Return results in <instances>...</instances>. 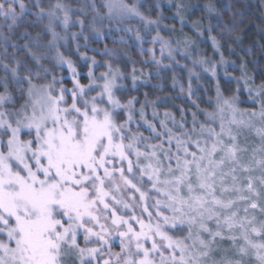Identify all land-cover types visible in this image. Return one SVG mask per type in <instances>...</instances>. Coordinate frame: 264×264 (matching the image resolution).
Instances as JSON below:
<instances>
[{
  "label": "snow or ice",
  "instance_id": "snow-or-ice-1",
  "mask_svg": "<svg viewBox=\"0 0 264 264\" xmlns=\"http://www.w3.org/2000/svg\"><path fill=\"white\" fill-rule=\"evenodd\" d=\"M77 2L0 0V28L24 27L16 39L26 40L0 31V264H264V65L237 67L215 36L218 61L194 58L188 36L173 41L175 25H161L179 21L182 34L198 8L185 0ZM118 33L135 34L158 77L177 55L191 59L184 99L195 111L177 117L159 111L175 98L132 95L150 75L135 61L126 73L127 53L90 48L128 44Z\"/></svg>",
  "mask_w": 264,
  "mask_h": 264
},
{
  "label": "trees",
  "instance_id": "trees-1",
  "mask_svg": "<svg viewBox=\"0 0 264 264\" xmlns=\"http://www.w3.org/2000/svg\"><path fill=\"white\" fill-rule=\"evenodd\" d=\"M70 1L72 7L74 8V4L78 5L77 0H68ZM25 4H30L28 0H24ZM186 3H190L193 5H197L198 8L192 9L189 11L188 22L183 26L182 34H181V25L179 21H172L165 19L161 28L163 29L164 25H168L171 27L173 24L177 30V34L175 36H171V39L175 41L176 39H183V36H188L196 43L192 46L193 57H197L198 52L206 53L208 57H213L215 60H219V55H215L212 48V42L209 39V36H215L217 41H219L221 45V51L224 54V57L229 62L235 61L237 67H239L241 61H245L248 64L249 73L257 72V68L255 67L254 62H259V64L264 65V52L261 51V46L264 45V0H185ZM214 4L215 8L219 11L220 15L216 16L215 13L209 14L203 6L205 4ZM230 6V7H229ZM34 9H32L33 11ZM19 11V9H17ZM35 11V10H34ZM165 16H171V12L165 8ZM31 18V17H29ZM193 22H199L202 27L203 35L199 36L196 31H194L191 27ZM2 23V18H0V24ZM107 25V22H105ZM209 25L212 26V32H208ZM17 30L16 36L12 39L22 45L26 42L25 39H16V37L24 31V27H20ZM33 35H35L36 31H39L38 28H29L28 29ZM166 34L170 37V34L167 30H162L161 34ZM15 35V34H14ZM118 36H121L118 35ZM239 38V39H237ZM83 43L84 41L81 40ZM107 46H115L114 42H111L110 37L105 38L102 42L96 43L91 42L90 45L96 47L100 45L99 48L103 49L104 45ZM120 47L122 53H127L126 56H123V63H119V66L126 72L130 73L132 70V63L130 61H135V68L137 74L139 75L141 72L150 75V79L147 84H142L139 89V93H132V95H139L140 99L143 100V93H149V99L154 100L156 97H168L175 98L168 105H161L159 107V111L163 112L165 108L176 112L177 117H179V113L177 108L185 107L189 112L195 111L189 104L186 103L184 97L187 95V85L188 81L185 78V92L180 91V87L177 85L175 88L173 87V77L175 76L176 80L181 82L182 80V67L174 66L168 69H161L160 76L156 75V68H148L141 63V58L139 57V53L137 50H134L136 46L130 49L129 44L124 45L122 43L117 42ZM116 44V45H117ZM198 46V47H197ZM133 51V52H132ZM9 52H12V49L9 48ZM92 51H88L87 55H89ZM146 57V56H145ZM149 57V54L147 55ZM177 59L185 60L189 62L190 60L186 58H181L177 55ZM169 61L168 59H166ZM167 62V64H169ZM165 64V63H163ZM166 65V64H165ZM200 70V69H199ZM184 72V71H183ZM229 72H232V69L229 68ZM233 75H239V72L232 73ZM259 83V80L257 81ZM130 83V81H129ZM200 85L205 87H211L212 84H206L204 81L199 82ZM223 83V80H221ZM153 85H163L162 89L152 88ZM199 86L196 80L193 81V87ZM212 93H210L211 95ZM193 99H195L193 97ZM199 103V101H198ZM175 104L176 108L173 107ZM139 107V105H137ZM201 107H206L205 104H201ZM242 107H247L246 105ZM149 117L151 109H148ZM191 117L189 116V119ZM203 119V117H201ZM147 135V133H145Z\"/></svg>",
  "mask_w": 264,
  "mask_h": 264
},
{
  "label": "rangeland",
  "instance_id": "rangeland-1",
  "mask_svg": "<svg viewBox=\"0 0 264 264\" xmlns=\"http://www.w3.org/2000/svg\"><path fill=\"white\" fill-rule=\"evenodd\" d=\"M28 2H30V4H31V2H32V0H28ZM63 2L66 4V5H68V6H70V7H72V5H71V3H70V1H68V0H63ZM54 3H56V0H44V6H45V8L47 9V7L49 6V5H51V4H54ZM78 5H76V4H74V8L75 7H77ZM73 8V7H72ZM35 11H36V9H34ZM33 10V12H35ZM147 14V13H146ZM152 17L153 18H155V12H153L152 14ZM73 19H75V17H73ZM46 22V21H45ZM128 24H129V26H131V27H134V28H142V25L141 24H139L138 23V21H136V20H132V21H129L128 22ZM0 25H3V20H2V23L0 24ZM39 29V28H38ZM78 29H76V28H73L72 29V31H77ZM0 31H3L6 35H9V36H11L12 38L14 37V36H16V33H17V30L15 29L13 32H11V33H9L8 31H7V29L6 28H0ZM15 34V35H14ZM123 35V36H125V39H128V47L130 46V49L131 48H133V46H136L135 47V49L134 50H137V52L139 53V57L141 58V61L142 60H148L149 59V57H147V55H148V53L147 52H145L144 53V55L143 56H141V54H140V51H139V46L137 45V43H136V41L134 40V33H132V34H130L131 35V37H133V38H129V35H126L125 33H118V34H116L117 36L118 35ZM152 35H155V32H153L152 33ZM162 36H164L166 39L167 38H170L169 36H167L166 34H161ZM110 40H111V42H114L113 41V39L112 38H110ZM80 43L81 44H83V42L80 40ZM115 44V46H113V45H111V46H108L109 48H114V49H116V51H117V53H122L121 52V50L123 49L122 47H120V45H118L117 44V42H114ZM117 44V45H116ZM23 45V44H22ZM124 45H127V44H124ZM100 45H97L96 47H93V46H91L90 45V48H97V47H99ZM175 46V45H174ZM101 47V46H100ZM144 47L145 48H148V47H152V45L151 44H145L144 45ZM103 48V47H102ZM156 48H157V58H159V51H158V48H159V45H156ZM132 50V49H131ZM81 51L83 52V51H85V49H81ZM133 52V51H132ZM93 55H95L96 56V58H97V60H105V59H108V57H104V56H101V55H99L98 53H94V52H91L90 54H89V56H93ZM146 56V57H145ZM73 59H77V57H73ZM167 58H165L164 59V61H163V63H165L166 65H167V62H169V61H167L166 60ZM188 60H190L189 62H187V61H185L184 59L183 60H181L180 61V66L183 68L182 70L184 71H182V80H184V81H182L181 83L183 84V85H185L184 83H185V78L187 79V81H188V72L185 70V66L187 67V68H192L193 67V65H192V61H191V59H188ZM143 64V63H142ZM169 64H171V61H170V63ZM144 66H146V67H148V68H156V66L155 65H153V64H151V63H149V64H143ZM164 69V68H163ZM200 68L197 66V68H196V71L197 72H200V70H199ZM82 70L83 71H87V69H86V67H84V68H82ZM103 69H101V71H102ZM195 79H193V81H194ZM68 86L70 87L71 85L70 84H68ZM179 86V85H178ZM152 88H154V87H152ZM134 93V92H133Z\"/></svg>",
  "mask_w": 264,
  "mask_h": 264
}]
</instances>
